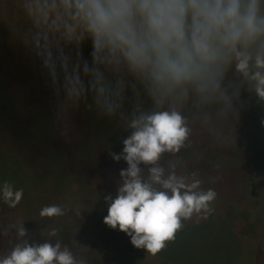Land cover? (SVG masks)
Here are the masks:
<instances>
[{"label": "clouds", "instance_id": "clouds-1", "mask_svg": "<svg viewBox=\"0 0 264 264\" xmlns=\"http://www.w3.org/2000/svg\"><path fill=\"white\" fill-rule=\"evenodd\" d=\"M25 45L57 98L58 113L89 102L99 114H126L122 140L127 167L103 222L137 247L155 253L180 227V217L211 211L212 189L193 191L163 169L139 164L175 152L189 135L188 112L204 121L233 107L246 89L264 102V0H24ZM264 124V120L261 121ZM183 190V191H182ZM23 195L6 182L0 198L14 206ZM56 205L42 216L60 213ZM23 226L18 234H25ZM54 234V233H53ZM0 264H76L59 242L17 243Z\"/></svg>", "mask_w": 264, "mask_h": 264}, {"label": "rangeland", "instance_id": "rangeland-1", "mask_svg": "<svg viewBox=\"0 0 264 264\" xmlns=\"http://www.w3.org/2000/svg\"><path fill=\"white\" fill-rule=\"evenodd\" d=\"M23 4L24 0H0V60L3 64L0 68V140L11 143L8 147H0V185L6 182L13 190L22 189L23 192L14 206L0 198V257L6 256L14 247L7 232L15 227L12 234L16 235L19 227L26 226L35 234L33 240L37 239L28 244L59 242L61 249L66 247L72 252L76 264H163L155 253L133 245L129 235L110 228L102 220L110 202L106 197L114 198L125 179L120 171L127 167V162L122 157L114 159L113 154L121 153L122 140L132 131L127 127L128 105H125L124 114L111 116L99 114L88 107L89 102L66 113H58L57 98L44 82L46 77L41 73L39 62L24 42L30 24ZM5 47L7 53L2 50ZM13 53L16 57L9 63V70H3L5 61ZM28 60L37 63L35 71L30 70ZM21 67L26 73L17 71ZM257 101L254 94L242 89L232 108L227 112L214 110L207 121L197 116L195 110L188 112L189 138L177 151L162 152L152 163L141 162L140 178L160 191L169 190L164 189L161 182L151 179L149 169L152 167L163 169L161 180L174 175L183 178L186 184L201 181L202 172L188 162L200 153V146L196 149L195 141L207 147L206 133L219 135L220 140L216 137L218 143H215L217 148L211 150L217 153L227 144L226 129L229 128L231 136L248 135L246 129H239L236 123L240 121L242 109ZM254 104L248 107H255ZM257 106L264 109V102H258ZM248 110L252 117L259 116L255 109ZM119 127H123L122 135L113 133L110 139L105 137L106 130L111 134ZM25 139L33 151H37V156L28 153L23 164L18 152L26 150ZM234 152L241 158L246 155L242 145L234 148ZM70 161H74L75 172L80 170V174L67 169ZM219 203L216 193V198L211 201V211L201 209L193 211L187 218L180 217V226L190 220L201 221L204 215L217 217L225 213ZM50 205L58 206L60 213L42 216L41 209ZM241 207L248 210L250 223L257 218L264 221V203L241 204ZM26 209L29 212L27 219L24 218ZM244 223L239 217L236 228L240 229ZM253 230L257 233V245L264 252V225L256 223Z\"/></svg>", "mask_w": 264, "mask_h": 264}, {"label": "trees", "instance_id": "trees-1", "mask_svg": "<svg viewBox=\"0 0 264 264\" xmlns=\"http://www.w3.org/2000/svg\"><path fill=\"white\" fill-rule=\"evenodd\" d=\"M2 50L4 53L8 52L6 47ZM14 57H16L15 53L8 57L9 59L5 61L6 68H3V70H9L8 66L11 65L9 63ZM31 61L28 60L27 64L30 70L35 71L38 67L37 63ZM2 67L3 64L0 60V68ZM17 71L26 73L23 67L18 68ZM249 104L254 103L250 102ZM254 105L255 107L247 106L243 108L240 121L236 123L239 129L245 128V133L248 132V135L243 134L242 137L239 135L231 136L229 128L226 129L227 144L222 145L219 148L220 152L217 153H213L211 150L217 148L215 143H218L216 137L220 140L219 135L206 133L207 140H209L205 143L208 144L207 147H203L201 143L195 141V148L197 149L200 146L198 149L200 153L194 155L188 162L190 165L194 164L202 172V179L193 191H204L209 188L214 190L219 196V204H221V208L225 213L216 218L209 215L201 221L190 220L177 228L173 236L166 239L163 242V247L154 254L163 264H264V252L257 245V233L253 230L256 223L264 225V221L257 218V220L254 219L250 223L248 210L245 207L240 208L241 204L246 206L254 202L264 203V124L261 123L264 120V109L257 106L258 101ZM248 109L251 111L255 109L259 112V116L252 117ZM123 127L111 131V134L106 130L105 137L110 139L113 133L122 135ZM207 129L209 132V127ZM220 135L222 137V132ZM188 138L189 135L186 139ZM24 143L27 146L26 150L18 152L20 162L23 164L26 162L25 156L28 153L31 156H37V151H33L31 144L26 139ZM10 144L4 139L3 142L0 140V147H8ZM240 145L244 147L246 153L244 158L236 156L234 152V148ZM37 149H40V147L37 146ZM107 151L109 152V150ZM73 163L74 161H70L66 166L67 169L75 172L76 169ZM101 165L102 163L99 164V166ZM143 167L144 169L147 168L146 166ZM78 171L80 172V170ZM25 212L24 218L27 219L28 209ZM239 217L245 223L240 229H237L236 223ZM39 222V220H36L37 224ZM23 227L26 230L23 236L12 234L16 231L15 227L10 229L11 232H7L13 246L17 243L30 242L35 237V234L30 230L31 228Z\"/></svg>", "mask_w": 264, "mask_h": 264}, {"label": "crops", "instance_id": "crops-1", "mask_svg": "<svg viewBox=\"0 0 264 264\" xmlns=\"http://www.w3.org/2000/svg\"><path fill=\"white\" fill-rule=\"evenodd\" d=\"M209 215H210V214H209ZM209 215H206V216L204 215L203 218H206V217H208ZM210 216L216 218V217L213 216V215H210Z\"/></svg>", "mask_w": 264, "mask_h": 264}]
</instances>
